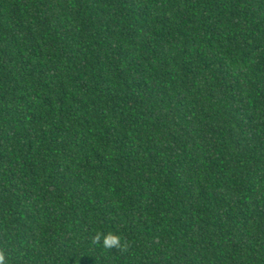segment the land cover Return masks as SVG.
I'll return each mask as SVG.
<instances>
[{
    "label": "trees",
    "instance_id": "trees-1",
    "mask_svg": "<svg viewBox=\"0 0 264 264\" xmlns=\"http://www.w3.org/2000/svg\"><path fill=\"white\" fill-rule=\"evenodd\" d=\"M0 254L264 264V0H0Z\"/></svg>",
    "mask_w": 264,
    "mask_h": 264
},
{
    "label": "clouds",
    "instance_id": "clouds-1",
    "mask_svg": "<svg viewBox=\"0 0 264 264\" xmlns=\"http://www.w3.org/2000/svg\"><path fill=\"white\" fill-rule=\"evenodd\" d=\"M101 237L98 236L97 240H99ZM103 246L105 248H113V247H120L121 241L118 236L108 234L106 236H103ZM0 264H5L4 256L3 254H0Z\"/></svg>",
    "mask_w": 264,
    "mask_h": 264
}]
</instances>
